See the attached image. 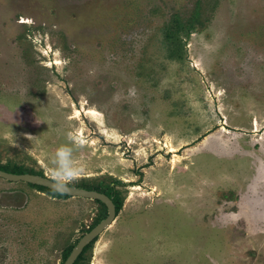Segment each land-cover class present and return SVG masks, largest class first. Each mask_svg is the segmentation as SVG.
Masks as SVG:
<instances>
[{
    "label": "rangeland",
    "instance_id": "obj_1",
    "mask_svg": "<svg viewBox=\"0 0 264 264\" xmlns=\"http://www.w3.org/2000/svg\"><path fill=\"white\" fill-rule=\"evenodd\" d=\"M61 144L121 205L75 264H264V0H0V167L50 177ZM107 215L0 176V264Z\"/></svg>",
    "mask_w": 264,
    "mask_h": 264
},
{
    "label": "water",
    "instance_id": "obj_2",
    "mask_svg": "<svg viewBox=\"0 0 264 264\" xmlns=\"http://www.w3.org/2000/svg\"><path fill=\"white\" fill-rule=\"evenodd\" d=\"M0 176L3 178H6L11 181H26L32 184L36 185H42L46 186L48 188H51V182L50 177L36 174V173H14L9 172L3 169H0ZM65 194H68L70 196H79V197H85V198H92V199H98L102 202H104L108 207V215L107 217L99 222L95 227H93L89 232L84 234L82 238H80L77 245L74 247L70 255L67 257L65 262L63 264H74L79 255L82 253L86 245L91 242L93 239H95L101 232H103L107 226H109L113 220L117 216V210L116 205L108 194L104 192H100L94 189H87L83 187L73 186L68 184V188L66 191L62 192Z\"/></svg>",
    "mask_w": 264,
    "mask_h": 264
},
{
    "label": "clouds",
    "instance_id": "obj_3",
    "mask_svg": "<svg viewBox=\"0 0 264 264\" xmlns=\"http://www.w3.org/2000/svg\"><path fill=\"white\" fill-rule=\"evenodd\" d=\"M71 139V133L68 134ZM73 147L61 144L49 155L50 182L56 192H64L68 184L76 178L77 168L73 163Z\"/></svg>",
    "mask_w": 264,
    "mask_h": 264
},
{
    "label": "trees",
    "instance_id": "obj_4",
    "mask_svg": "<svg viewBox=\"0 0 264 264\" xmlns=\"http://www.w3.org/2000/svg\"><path fill=\"white\" fill-rule=\"evenodd\" d=\"M189 27V26H188ZM188 31V30H187ZM0 169H3V170H6V171H9V170H7L6 168H4V167H0ZM9 172H14V171H9ZM14 173H26L25 171H23V170H18V171H16V172H14ZM29 173H35V172H32V171H30ZM36 174H39V173H36ZM41 175H43V174H41ZM41 189H43V190H48V191H50L51 193H53L55 196L56 195H59V196H65V197H69L70 195H68V194H65V193H61V192H56V191H54L53 189H51V188H48V187H46V186H42V185H38ZM84 188H87V189H94V188H91V187H84ZM94 190H97V191H100V192H104V193H106V194H108L110 197H112V199H113V201H114V203H115V205H116V210H117V212L119 211V209L121 208L120 206V202H119V199L117 198V196H113L111 193H109L108 191H106V190H99V189H94ZM75 264V263H74Z\"/></svg>",
    "mask_w": 264,
    "mask_h": 264
},
{
    "label": "flooded vegetation",
    "instance_id": "obj_5",
    "mask_svg": "<svg viewBox=\"0 0 264 264\" xmlns=\"http://www.w3.org/2000/svg\"><path fill=\"white\" fill-rule=\"evenodd\" d=\"M78 259V258H77ZM76 262V261H75Z\"/></svg>",
    "mask_w": 264,
    "mask_h": 264
}]
</instances>
